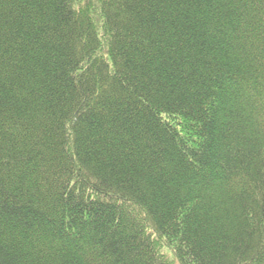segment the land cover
Segmentation results:
<instances>
[{"label":"trees","instance_id":"1","mask_svg":"<svg viewBox=\"0 0 264 264\" xmlns=\"http://www.w3.org/2000/svg\"><path fill=\"white\" fill-rule=\"evenodd\" d=\"M264 264V0H0V264Z\"/></svg>","mask_w":264,"mask_h":264},{"label":"rangeland","instance_id":"2","mask_svg":"<svg viewBox=\"0 0 264 264\" xmlns=\"http://www.w3.org/2000/svg\"><path fill=\"white\" fill-rule=\"evenodd\" d=\"M163 251L169 255L170 261H172V264H179V262L173 258L172 254H170V251L168 250L167 246L163 248Z\"/></svg>","mask_w":264,"mask_h":264}]
</instances>
